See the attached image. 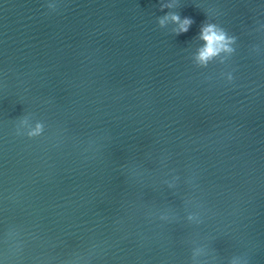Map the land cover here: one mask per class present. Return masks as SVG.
Here are the masks:
<instances>
[{"label":"water","instance_id":"obj_1","mask_svg":"<svg viewBox=\"0 0 264 264\" xmlns=\"http://www.w3.org/2000/svg\"><path fill=\"white\" fill-rule=\"evenodd\" d=\"M162 2L0 0V264H264V0Z\"/></svg>","mask_w":264,"mask_h":264},{"label":"clouds","instance_id":"obj_2","mask_svg":"<svg viewBox=\"0 0 264 264\" xmlns=\"http://www.w3.org/2000/svg\"><path fill=\"white\" fill-rule=\"evenodd\" d=\"M49 9H54V4H48ZM178 7L177 0L171 2L161 3L160 10L171 9ZM158 25L164 28L169 22L175 24L176 27L172 28L171 32L174 35L187 33L190 26L194 23L192 18H182L178 12H167L165 15L157 18ZM198 38L203 41L199 46L196 53L193 55L192 60L197 68H207L211 62L220 58V62H224L225 56H230L234 53L235 49L232 47L236 43V37L230 35L222 26L206 20L202 23ZM233 76L231 73L227 74V80L231 81ZM45 130V125L42 121H36L34 125L30 122L29 116H24L19 120V125L16 128L15 134L17 136L26 135L29 139L40 137ZM166 217H161L165 219ZM192 219L191 216L188 217ZM238 259L234 257L232 260Z\"/></svg>","mask_w":264,"mask_h":264}]
</instances>
